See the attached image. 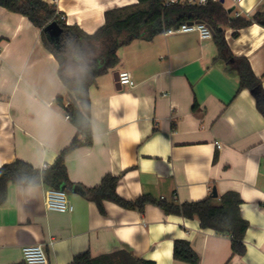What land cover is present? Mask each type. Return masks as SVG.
<instances>
[{"label": "crops", "instance_id": "crops-1", "mask_svg": "<svg viewBox=\"0 0 264 264\" xmlns=\"http://www.w3.org/2000/svg\"><path fill=\"white\" fill-rule=\"evenodd\" d=\"M43 1L87 34L103 25L106 10L137 3ZM222 5L232 17H250L264 0ZM223 30L230 53L247 60L264 90V27ZM213 36L163 32L120 47L117 65L88 91L92 144L71 150L65 164L69 180L82 187L120 176L116 192L127 200L147 194L181 203L203 200L212 188L217 197L235 191L248 222L245 253L232 254L229 236L155 205L140 212L104 201L102 214L73 188L65 190L72 211L61 213L45 209V185L8 184L0 204V264L23 262L28 244H41L48 264L117 251L155 264H191L174 259L177 239L189 242L196 264H264V116L252 93L239 89L238 73L219 57ZM57 70L40 29L0 6V166L19 159L48 168L75 137L55 102L66 94ZM123 70L134 85L117 89L114 74Z\"/></svg>", "mask_w": 264, "mask_h": 264}, {"label": "trees", "instance_id": "trees-1", "mask_svg": "<svg viewBox=\"0 0 264 264\" xmlns=\"http://www.w3.org/2000/svg\"><path fill=\"white\" fill-rule=\"evenodd\" d=\"M6 10L26 17L40 29L43 47L58 62V76L66 94L58 95L56 105L76 128V135L55 161L46 169L16 159L0 166V204L6 199L8 184L20 186L45 185L47 188L70 190L77 188L80 194L96 204L104 213L103 202L110 201L126 209L144 211L146 205L158 206L165 214L197 219L201 228L230 237L233 255H243L244 235L248 222L240 214L242 200L235 191H226L218 197L211 194L200 201L175 202L140 195L133 200L120 197L116 185L120 176L106 174L93 187H82L69 180L65 164L67 154L74 148L92 144L89 88L97 77L118 63L117 50L134 39H151L165 30L182 23L198 21L207 24L214 32L218 55L235 69L239 76V89L246 88L255 99L258 111L264 116V90L261 81L254 76L244 58L233 56L224 39V28L241 29L251 24L264 27V9L250 17L230 16L220 2L203 6L172 4L165 0H137L136 4L116 7L104 12V23L94 33L87 34L77 25H67L63 14L54 5L43 0H0ZM56 22L62 32L57 41L47 38L43 28ZM234 36L237 33L233 34ZM195 107V105H194ZM176 260L196 264L198 256L189 242L177 239L173 243ZM15 264H25L24 262ZM69 264H155L135 258L125 251H117L92 257L83 252L73 257Z\"/></svg>", "mask_w": 264, "mask_h": 264}, {"label": "built area", "instance_id": "built-area-1", "mask_svg": "<svg viewBox=\"0 0 264 264\" xmlns=\"http://www.w3.org/2000/svg\"><path fill=\"white\" fill-rule=\"evenodd\" d=\"M221 0H165L166 5L187 4L203 6L208 3L220 2ZM239 2L240 0H235ZM238 14H236L237 16ZM196 32L201 39L212 37V29L203 22L191 21L180 24L164 31V34ZM117 82L120 86L134 85L131 75L128 71L123 70L117 73ZM67 117V116H66ZM47 165L43 164L41 169H46ZM44 207L46 210L57 212H70L72 206L69 204L66 192L62 189L47 188L44 192ZM22 259L25 264H48L45 250L41 244H28L22 247Z\"/></svg>", "mask_w": 264, "mask_h": 264}, {"label": "water", "instance_id": "water-1", "mask_svg": "<svg viewBox=\"0 0 264 264\" xmlns=\"http://www.w3.org/2000/svg\"><path fill=\"white\" fill-rule=\"evenodd\" d=\"M223 0L220 1L222 3ZM231 11V10H229ZM44 33L46 34L47 38L50 39L51 41H57L59 39V36L62 32V29L56 22H51L48 23L44 28H43ZM212 35H214V32L212 31ZM114 80L116 81V88L119 89L120 85L117 82V72L114 74ZM211 195L213 197L217 196L216 189L212 188Z\"/></svg>", "mask_w": 264, "mask_h": 264}, {"label": "clouds", "instance_id": "clouds-1", "mask_svg": "<svg viewBox=\"0 0 264 264\" xmlns=\"http://www.w3.org/2000/svg\"><path fill=\"white\" fill-rule=\"evenodd\" d=\"M129 2H135V0H116V3L118 4H123V3H129ZM109 7H111V5H109ZM63 10V9H61ZM71 23V22H69ZM254 29L258 30V26H254Z\"/></svg>", "mask_w": 264, "mask_h": 264}, {"label": "snow or ice", "instance_id": "snow-or-ice-1", "mask_svg": "<svg viewBox=\"0 0 264 264\" xmlns=\"http://www.w3.org/2000/svg\"><path fill=\"white\" fill-rule=\"evenodd\" d=\"M241 3H243V0H241Z\"/></svg>", "mask_w": 264, "mask_h": 264}]
</instances>
